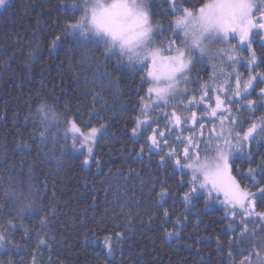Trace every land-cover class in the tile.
<instances>
[{"label":"trees","instance_id":"1","mask_svg":"<svg viewBox=\"0 0 264 264\" xmlns=\"http://www.w3.org/2000/svg\"><path fill=\"white\" fill-rule=\"evenodd\" d=\"M81 2L6 0L0 7V230L9 241L8 247L0 248V264H242L246 258L260 264L264 259V224L245 220L249 230H256V238H241L242 229L233 223L220 199L209 197L199 187L191 193V170L175 167L177 157L169 162L168 153L174 150L185 163L184 145L175 138H195L202 130L181 126L171 131L163 116L173 108L187 115L179 106L181 101L186 104L192 95L198 97L201 84H212L213 77L218 84L225 79L221 70L233 73L236 67L222 58L194 63L188 77L191 83L185 89L187 97L150 106V82L143 79L146 69L130 68L119 56L103 55L102 45L82 46L66 29V24L80 19L83 11H74L71 5ZM179 2L198 10L203 0ZM151 3L153 19L165 28L157 43L167 38L182 44L181 35L167 30L172 14L166 0ZM56 37L59 41L53 46ZM252 49L258 61L264 58L259 39L253 40ZM97 58L107 64L114 83L91 82ZM252 71L264 72V63ZM235 72L248 76L243 63ZM258 92L259 88L249 99L259 103ZM41 98L58 114L69 109L65 118H76L83 130L105 125L106 131L102 130L94 146L95 159L88 165L83 164L85 156L80 150L72 147L71 133L65 136L62 123L49 128L46 146L37 147L33 135L41 131L36 113ZM141 99L149 105L153 123L146 131L142 126L133 136L136 118L144 119ZM231 107L241 121L237 132L264 117V108L250 116L247 111L237 112L239 105ZM192 111L199 117L206 114L207 105ZM203 123V136L195 141L201 158L210 154L205 147L208 130L220 128L215 120ZM157 128L165 132L167 144L160 141L158 148L149 151L147 138ZM21 142L30 148L21 151L17 148ZM249 152L251 162L246 152L230 163L241 186L255 192L251 180L242 173L256 168L264 158V139L252 143ZM256 179L264 181V176ZM9 189L23 198H9L5 195ZM162 191L166 192L163 199ZM185 193H190L187 200ZM32 200L42 209L39 214L25 208ZM257 211H264L259 200ZM9 222L12 228L7 227ZM229 225L235 231L229 230ZM117 234L122 235L118 238ZM105 238H110L111 253L104 245Z\"/></svg>","mask_w":264,"mask_h":264},{"label":"snow or ice","instance_id":"2","mask_svg":"<svg viewBox=\"0 0 264 264\" xmlns=\"http://www.w3.org/2000/svg\"><path fill=\"white\" fill-rule=\"evenodd\" d=\"M167 11L171 12V19L168 21L167 30L176 35L182 36L184 47L178 46L174 40L164 38L160 41L163 47L157 46V37H162L165 28L160 20H154L155 13L152 11L151 0H83V7L79 9L72 4L73 10H82L83 16L75 23L66 24V29L75 38L76 43L87 45L89 43L102 45L103 55L119 56L121 62L126 63L130 68L147 69L143 79L149 80L156 85L148 88L149 99L153 100L155 107H159L157 101L167 104L168 100H177L180 96H188L186 90L181 91V81L185 85L191 83L188 73L194 63L202 62L206 56L219 55L229 62V66L241 64L248 70L245 78L239 72L227 73L221 70L220 75L225 77L220 83H216L213 77L212 84H201L200 95H192L187 98V103L180 102V107L187 112V115L178 113L175 108L171 113H163L168 121L171 131H178L181 126L185 128L199 127L202 131L197 137H186L181 139L176 137V141L184 145L182 159L173 150L168 153L169 162H172L180 170L190 169L192 173L191 193H195L197 187L207 191L209 197L214 194L219 198L223 195L222 205L231 213L233 223L237 225L241 232V238L252 236L256 238V230H249L245 220L252 222L259 221L264 224V211H257V200L264 203V181H259L256 176H264V158L260 160L256 168L249 167L246 173H242L252 182L256 191H250L242 187L240 182L232 175V164L230 160H235L241 155L248 153L249 146L264 139V117H260L258 122H250V126L237 132L235 129L241 127V121L233 114L232 105H239L237 112L247 111L250 116L260 108H264V72L253 73L254 68H258L260 63H264V58L258 61L256 52L252 49L254 39H259L261 47L264 48V0H203L198 10L193 11L184 7L179 0H166ZM6 5V0H0V7ZM229 36L237 40L240 49L249 52V56H236L235 46L230 45ZM59 41V37L53 41V46ZM222 42L229 44L227 49H216L212 52L208 47L212 42ZM165 52L169 53L165 55ZM99 61V58H97ZM150 65V67H149ZM92 69L95 78L92 83L107 80L114 83L110 73L106 71L107 64L103 61L94 62ZM160 85H163L161 87ZM259 88L256 93L259 97L257 101L249 97ZM213 95L210 96L209 93ZM211 100L212 103H207ZM142 105V115L144 119L136 118V127L132 129V135L143 126V130H148L153 121L148 115L149 105L144 104L143 99L139 101ZM214 104V106H213ZM207 105L206 114L197 116L192 109ZM154 110V109H153ZM36 113L40 118L39 126L41 131L38 136L33 135V139L38 140V148L47 145V133L53 125L59 127L64 125L65 136L68 132L73 134V145L75 149L79 143L81 155H84V165H88L90 160H94V146L97 134L106 131L105 125L100 128L92 127L87 134L81 131L76 123V118L66 119L70 115V110L66 109L64 114H58L47 100L41 98L37 105ZM219 123V131L215 127L209 129L210 137L205 141V147L211 148L213 155L200 156L198 144L195 142L203 136L205 124L203 121ZM149 151L152 147H159L160 141L167 144L165 132L153 129L152 134L147 138ZM214 142V143H213ZM17 148L21 151L29 149L30 146L24 142L18 143ZM143 151V150H142ZM48 156L49 153H38V155ZM59 163V160L57 161ZM161 162H164L163 156ZM46 186V183H45ZM5 195L14 200L22 199V194H18L11 189L6 190ZM166 192L160 193L161 199ZM190 193H185V199ZM25 208L39 214V208L35 200L25 205ZM19 214V212H18ZM239 216V219L237 218ZM167 217V211L164 212ZM46 218L41 220L44 225ZM12 228L11 222L7 225ZM229 230L235 231L232 225ZM118 238L122 234H117ZM172 236V233H167ZM232 241H230L231 243ZM104 245L109 253L112 251L110 238H105ZM9 246L7 234L0 230V248ZM231 257V251L229 250ZM259 258V252H257ZM242 264H252L251 260L245 259ZM264 264V259L260 260Z\"/></svg>","mask_w":264,"mask_h":264},{"label":"rangeland","instance_id":"3","mask_svg":"<svg viewBox=\"0 0 264 264\" xmlns=\"http://www.w3.org/2000/svg\"><path fill=\"white\" fill-rule=\"evenodd\" d=\"M260 2V0H257V3H259ZM78 7H83V0H82V2H81V4H78L77 5ZM193 11H196V10H193ZM83 12H82V15L81 16H83ZM174 40V39H173ZM175 41V40H174ZM229 41H230V45L231 46H235V48H236V52L234 53V55H236V56H244V57H247V56H249V55H246V54H244V50H242V49H240V46H239V44L237 43V40L236 39H233L231 36H229ZM175 43L178 45V46H180V47H184V44L182 43V44H178L176 41H175ZM157 46H160V47H163L164 45H162V44H159V43H157ZM208 47L211 49V51L212 52H215V50L216 49H227L228 47H229V44H225V43H222V42H212L211 44H209L208 45ZM169 53H167V52H165V55H168ZM220 59V58H222L221 59V61H223V60H226V58H223V57H221V56H219V55H212L211 57H208V56H206L205 57V59L206 60H215V59ZM227 61V60H226ZM243 63V62H242ZM241 64H236V65H234L235 67H236V70L237 69H239V66H240ZM149 67H150V65H149ZM192 67V66H191ZM147 70V69H146ZM235 70V71H236ZM242 76H245L244 75V73H242ZM188 77H189V73H188ZM247 77V76H246ZM156 85H154V84H152V83H150V85H149V88L150 87H155ZM161 87H163V85H160ZM187 88V85H185L184 83H183V81H181V91H184L185 89ZM155 99V97H153L152 99H150L149 100V104H150V106H155L154 104H153V100ZM157 103H161V102H159V101H157ZM81 129V128H80ZM81 131L82 132H84L85 134H87V132L89 131V130H83V129H81ZM219 131V130H218ZM71 133V132H70ZM99 134L100 133H98L97 134V138H96V141H97V139H98V137H99ZM71 136H73V134L71 133ZM96 143V142H95ZM76 149H79V143H77V145H76ZM209 150H210V154L208 155V157H211V155H213V152H212V150H211V148H208ZM203 159V158H202ZM232 175H233V173H232ZM234 176V175H233ZM237 179V178H236ZM206 191V190H205ZM207 192V191H206ZM213 196H216L215 194L213 195ZM217 197V196H216ZM218 199H220L219 201L221 202L222 200H223V195L222 194H219V198Z\"/></svg>","mask_w":264,"mask_h":264}]
</instances>
